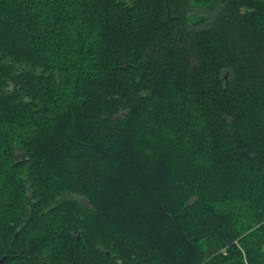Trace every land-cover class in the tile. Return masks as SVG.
<instances>
[{
  "label": "trees",
  "instance_id": "obj_1",
  "mask_svg": "<svg viewBox=\"0 0 264 264\" xmlns=\"http://www.w3.org/2000/svg\"><path fill=\"white\" fill-rule=\"evenodd\" d=\"M0 264H264V0H0Z\"/></svg>",
  "mask_w": 264,
  "mask_h": 264
},
{
  "label": "water",
  "instance_id": "obj_2",
  "mask_svg": "<svg viewBox=\"0 0 264 264\" xmlns=\"http://www.w3.org/2000/svg\"><path fill=\"white\" fill-rule=\"evenodd\" d=\"M22 159H23V158H22ZM16 234H17V232H15V233L13 234V235H14V237H16V236H17ZM78 239H79V237H78ZM1 261H2V260H1Z\"/></svg>",
  "mask_w": 264,
  "mask_h": 264
}]
</instances>
